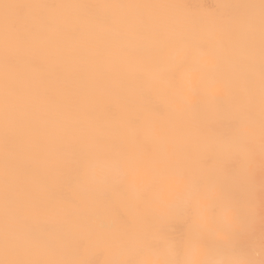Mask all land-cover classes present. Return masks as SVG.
<instances>
[{
  "label": "clouds",
  "instance_id": "obj_1",
  "mask_svg": "<svg viewBox=\"0 0 264 264\" xmlns=\"http://www.w3.org/2000/svg\"><path fill=\"white\" fill-rule=\"evenodd\" d=\"M127 16L213 36L243 85L227 118L143 111ZM0 264H264V0H0Z\"/></svg>",
  "mask_w": 264,
  "mask_h": 264
},
{
  "label": "snow or ice",
  "instance_id": "obj_2",
  "mask_svg": "<svg viewBox=\"0 0 264 264\" xmlns=\"http://www.w3.org/2000/svg\"><path fill=\"white\" fill-rule=\"evenodd\" d=\"M23 16L18 27L23 36L25 32H34L39 21L25 15L38 5L20 4ZM90 11L97 7L113 8H152L153 5H83ZM163 7L172 9L176 13L186 14L193 21L200 22L202 9L195 5L171 4ZM95 22L100 23L104 17L95 15ZM215 18V17H213ZM120 22L133 37L131 43L135 50V67L132 78L137 89V102L143 111L154 117L166 118L168 108L172 102L183 105L186 111L206 119L227 118L230 109L239 99L243 85L234 83L235 74L226 67V60L220 54L213 36L204 28L194 26L167 40H160L153 31L145 26L141 27L136 16L121 18ZM61 38L65 42L74 40V33L66 28H60ZM202 57L216 58L213 68L205 67ZM28 60V57H21ZM37 71L46 77L47 69L43 64ZM209 80L222 82L227 90L221 95H209L206 85ZM198 81V82H197ZM165 110L160 112V108ZM175 215L180 216L182 212Z\"/></svg>",
  "mask_w": 264,
  "mask_h": 264
}]
</instances>
